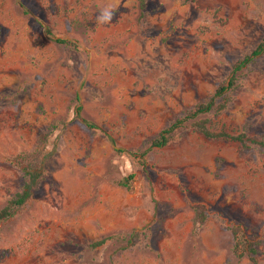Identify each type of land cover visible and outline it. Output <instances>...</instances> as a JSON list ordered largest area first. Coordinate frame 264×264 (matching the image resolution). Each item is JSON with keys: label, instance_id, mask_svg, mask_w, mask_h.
Masks as SVG:
<instances>
[{"label": "rangeland", "instance_id": "obj_1", "mask_svg": "<svg viewBox=\"0 0 264 264\" xmlns=\"http://www.w3.org/2000/svg\"><path fill=\"white\" fill-rule=\"evenodd\" d=\"M263 38L264 0H0V264H264V53L214 96Z\"/></svg>", "mask_w": 264, "mask_h": 264}, {"label": "trees", "instance_id": "obj_2", "mask_svg": "<svg viewBox=\"0 0 264 264\" xmlns=\"http://www.w3.org/2000/svg\"><path fill=\"white\" fill-rule=\"evenodd\" d=\"M138 3H139V6L141 8H143L145 6V0H138ZM56 42L68 43L67 40H63L60 38H57ZM262 52L264 53V38L256 46V48L253 51H251L249 54L245 55L242 59H239L234 63L229 80L226 82V84H221L216 88L214 96H219L222 93H224L226 90L232 88L234 86V83H235L236 73L239 70H241L242 68H244L248 63H250L253 60V57L257 56L258 54H260ZM216 107H218V105H216V101L214 98L209 99L206 102L196 104L183 117L177 118L167 128L163 129L159 133V135L151 141V146L152 147H163V146H165L167 144V142L169 141L170 134L173 130L181 127L186 121L193 119L199 115L206 114V113L212 111L213 109H215ZM80 110H81L80 105H77L75 107V113L78 114ZM82 121L85 123V125L88 128L97 129V127L94 124L88 122L87 120L82 119ZM198 128H199V131L203 135H205L206 137H221V138H226V139H230L233 141H238L242 144H244L246 141L245 140L246 136L244 133H239L236 135H231V134H228V133L222 132V131L218 132V133H213V132L209 131V129L205 126L204 123H199ZM258 144L264 148L263 143H258ZM25 174L28 177V182H26L24 184V187H22L20 192H17L12 197V199L8 202V204L5 207L0 209V221L6 219L8 217H11L13 215V213L15 212V210L19 206H21L29 197L30 189L32 187V184L35 181V176H37V174L35 175L31 171H25ZM129 178L131 179L132 175H130ZM123 183H126V182H123ZM196 215H197V218L200 221H202L203 214L199 210H196ZM106 240H107V238H103V239L97 241L94 245H101ZM243 241H244V244H242V248H240L241 242L236 241L234 243L233 253L237 257H241L247 252V254L249 255L250 261L253 264H255L256 260H255L254 255L257 253V249H256L255 244L253 242L249 241L248 239H244Z\"/></svg>", "mask_w": 264, "mask_h": 264}, {"label": "clouds", "instance_id": "obj_3", "mask_svg": "<svg viewBox=\"0 0 264 264\" xmlns=\"http://www.w3.org/2000/svg\"><path fill=\"white\" fill-rule=\"evenodd\" d=\"M112 12L109 10H106L102 13V15L100 17H98V20H100V22H107L110 21L112 18Z\"/></svg>", "mask_w": 264, "mask_h": 264}]
</instances>
